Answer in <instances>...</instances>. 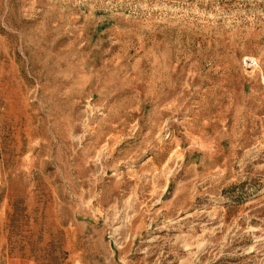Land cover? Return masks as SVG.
Wrapping results in <instances>:
<instances>
[{
	"label": "rangeland",
	"instance_id": "374dc122",
	"mask_svg": "<svg viewBox=\"0 0 264 264\" xmlns=\"http://www.w3.org/2000/svg\"><path fill=\"white\" fill-rule=\"evenodd\" d=\"M0 162V264H264V0H0Z\"/></svg>",
	"mask_w": 264,
	"mask_h": 264
},
{
	"label": "crops",
	"instance_id": "0c3cea01",
	"mask_svg": "<svg viewBox=\"0 0 264 264\" xmlns=\"http://www.w3.org/2000/svg\"><path fill=\"white\" fill-rule=\"evenodd\" d=\"M9 172L5 171V165L4 163L0 162V234H3V228L6 224L7 219L5 218V215L7 214V211H3V206H5L4 199H3V191H4V185L5 182L8 181ZM9 198L8 193V186H7V193L5 194V199ZM0 239H3V236L0 235Z\"/></svg>",
	"mask_w": 264,
	"mask_h": 264
}]
</instances>
